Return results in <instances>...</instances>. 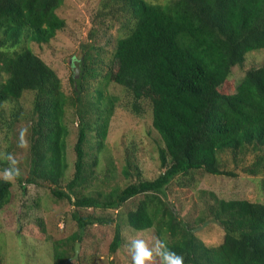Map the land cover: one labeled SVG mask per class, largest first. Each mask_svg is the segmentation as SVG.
<instances>
[{
  "label": "trees",
  "instance_id": "obj_1",
  "mask_svg": "<svg viewBox=\"0 0 264 264\" xmlns=\"http://www.w3.org/2000/svg\"><path fill=\"white\" fill-rule=\"evenodd\" d=\"M61 4L0 0V128L4 105L32 94L29 111L15 107L8 112L7 128L25 121L28 135L27 173L16 184L24 191L27 185L47 187L55 204L65 200L71 206L79 230L70 236L73 243L82 241L87 226L115 224L108 250L116 253L122 244L116 216L77 211L116 214L138 197L135 208L121 216L123 224L134 231L154 230L157 239L184 257V264H264V202L211 193L196 219L208 218L223 233L218 245L208 246L166 195L171 182L190 181L198 171L229 179L258 176L264 192V0H101L96 17L117 23L121 37L106 63L93 56L94 46L83 47L79 74L70 76V96L55 71L28 47L30 42L47 44L64 28L57 14ZM249 52H261L263 60L236 84L232 69L242 68ZM110 82L128 92L134 112L141 101L150 104L151 126L162 143L157 148L162 172L154 179L111 186L91 170L95 160L86 163V150L97 157L107 135L114 99L104 88ZM90 88L94 99L90 96L93 101L84 105ZM70 121L76 125L75 156L71 178L63 180ZM128 167L127 160L124 178ZM11 187L12 181L0 179V209L9 204ZM33 224L44 231L41 218ZM55 245L53 264H62L63 251Z\"/></svg>",
  "mask_w": 264,
  "mask_h": 264
},
{
  "label": "rangeland",
  "instance_id": "obj_2",
  "mask_svg": "<svg viewBox=\"0 0 264 264\" xmlns=\"http://www.w3.org/2000/svg\"><path fill=\"white\" fill-rule=\"evenodd\" d=\"M100 2L101 0H62L57 14L64 20V28L57 31L47 44L28 43L33 53L55 71L65 95L72 94L70 82V76L73 74L72 62H78L83 47L94 46L93 56L99 55L98 58H103V62L106 63L107 57L114 51L117 39L121 37L117 23L110 24L109 20L102 21L96 17ZM262 60L261 52L246 54L243 67L232 69L234 83L237 84L243 78L245 71L259 66ZM104 63L99 66L102 72L107 69ZM97 84L96 82L92 86L95 87ZM225 87L231 85L227 83ZM104 90L114 99L113 109L107 135L97 157L91 149L86 148L89 154L85 159L87 165L90 166L95 160L94 169L91 170L101 178H106L111 186L123 187L127 183L126 180L154 179L162 172L157 152V148L162 146V143L151 126L149 102L141 101L140 109L134 112L131 96L121 86L110 82ZM89 92L84 98V105L86 100L93 101L91 97L93 98L94 94L91 88ZM31 102L32 94L26 93L18 102L5 104L2 113L4 123L0 128V169L9 166L5 155L11 153L18 161L17 166L23 178L27 173L26 131L21 138V130H26L25 121H19L17 125L7 128L9 127L8 112L9 109L16 107L26 113L31 108ZM74 122L70 121L68 126L70 130L66 148L68 168L66 178L63 180L70 179L73 171L75 156L73 145L76 138ZM94 141L92 139L91 142ZM10 145L14 147V152H6ZM127 160L129 177L124 178L122 169ZM10 191L9 204L0 209V264H53L54 244L63 251L65 259L62 264H132L128 248L132 239H144L150 247L157 240L154 230L134 231L123 224L121 216L124 212L135 208L138 197L122 205L116 210V214L113 211L100 214L92 209L77 211L79 215L86 216L93 212L102 217L116 216L117 223H120L122 244L116 253L111 254L108 244L112 239L115 224L87 226L83 233L81 232L82 241L73 243L70 236L78 233L79 230L75 221L71 219V206L65 200L55 204L49 196L47 187L27 185L24 191L15 180H12ZM211 193L225 200L245 199L251 202H264L261 177L258 176L229 179L209 176L198 171L190 181L179 178L176 182H171L166 189L168 202L192 228L195 236L208 246L218 245L222 241L223 233L221 228L208 218L203 223L196 219L204 214L207 202H211ZM38 217L43 221L44 231L33 224ZM75 243L79 246L77 258L73 259ZM155 257L154 255L150 264H157Z\"/></svg>",
  "mask_w": 264,
  "mask_h": 264
},
{
  "label": "clouds",
  "instance_id": "obj_3",
  "mask_svg": "<svg viewBox=\"0 0 264 264\" xmlns=\"http://www.w3.org/2000/svg\"><path fill=\"white\" fill-rule=\"evenodd\" d=\"M25 131L21 130V138H23ZM5 159L9 162V166L0 172V179L15 180L21 174L17 166L18 161L11 153H7ZM128 248L131 253L132 264H150L154 255L160 257L161 264H184V257L170 249L161 239H157L155 244L150 247L144 239L134 238L128 244Z\"/></svg>",
  "mask_w": 264,
  "mask_h": 264
},
{
  "label": "water",
  "instance_id": "obj_4",
  "mask_svg": "<svg viewBox=\"0 0 264 264\" xmlns=\"http://www.w3.org/2000/svg\"><path fill=\"white\" fill-rule=\"evenodd\" d=\"M72 64H73L72 65L73 74H74V76H78V71H79L78 62L73 61ZM78 246H79L78 243L74 244V256H73V259L77 258Z\"/></svg>",
  "mask_w": 264,
  "mask_h": 264
}]
</instances>
